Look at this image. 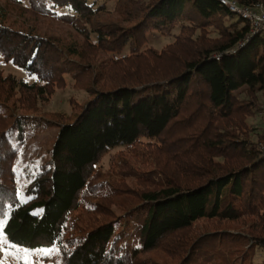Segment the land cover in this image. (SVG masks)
I'll use <instances>...</instances> for the list:
<instances>
[{
	"label": "trees",
	"instance_id": "trees-1",
	"mask_svg": "<svg viewBox=\"0 0 264 264\" xmlns=\"http://www.w3.org/2000/svg\"><path fill=\"white\" fill-rule=\"evenodd\" d=\"M27 1L0 0V57L37 78L0 71L8 240L52 245L60 264H264V132L253 140L248 119L264 99V34L219 0ZM45 20L77 37L41 33ZM154 32L173 40L158 49ZM67 75L91 96L82 110L36 112ZM52 127L22 193L19 158ZM119 147L132 149L115 168L142 185L100 181ZM133 154L148 159L145 175Z\"/></svg>",
	"mask_w": 264,
	"mask_h": 264
},
{
	"label": "rangeland",
	"instance_id": "rangeland-1",
	"mask_svg": "<svg viewBox=\"0 0 264 264\" xmlns=\"http://www.w3.org/2000/svg\"><path fill=\"white\" fill-rule=\"evenodd\" d=\"M22 1L23 5H28L27 0ZM114 6L115 2H109L107 4L108 9L110 10H113ZM16 17H18V20L20 22L25 20V16L20 17L18 12H14L13 19H15ZM236 18L240 17L237 15ZM30 24H32V22ZM38 25L41 33H45L47 35L54 34L68 40H72L77 37L75 31L65 24L54 22L52 20H45ZM172 40V37L162 36L158 32L151 33L148 36V44L158 49H161ZM0 71L3 72V74L11 73L16 77L24 78L29 82L37 80L35 76L28 75L22 68L10 62L3 61L1 57ZM90 98L91 96L88 94V92L80 87L75 86L74 80L69 75H67L66 83L63 86H57L47 99H45L44 101L40 100L39 103H37L36 112H39L41 115L60 114L67 118V120H73L75 115L82 110V106ZM248 119L251 127H254L251 132L252 139L256 141L258 140L259 133L264 132V99L261 106H259L255 110V112H253V115L248 117ZM57 132L58 128L52 127L38 134V136L30 143L28 148L25 149L21 154L17 164V181L22 193H24V190L30 180L27 176V169H29L30 167L37 168L38 165H40L48 156L49 151L51 150L52 145L56 139ZM131 149L127 147H119L113 149L103 158L98 167L102 171H104L105 174H101L102 176L100 177V181H113L123 179L128 180V182L131 183V186L142 185L136 181V177H138L137 174L135 176H128L127 178H123L124 176H122L118 171L119 168H115V165L119 160V154L129 152V150ZM144 158L145 157L141 154H133L127 157V163L131 164L135 168L134 170L136 172H139L140 175H145V173H147V165H149V163L146 162L148 161V159L145 160ZM113 208L115 209L114 205ZM80 212H82V209L77 210L76 214H79ZM0 235H2L4 240V243L0 244V264H25L22 250H29L33 253V255L30 257V259L32 260V264H60V260L58 259V249L52 245L25 246L13 243L8 240L6 234L2 229H0ZM39 249H54V251L51 253V255L35 254L36 250Z\"/></svg>",
	"mask_w": 264,
	"mask_h": 264
},
{
	"label": "built area",
	"instance_id": "built-area-1",
	"mask_svg": "<svg viewBox=\"0 0 264 264\" xmlns=\"http://www.w3.org/2000/svg\"><path fill=\"white\" fill-rule=\"evenodd\" d=\"M226 5L232 12L248 20L251 24V36L264 34V5L257 4L254 7L242 6L236 0H219Z\"/></svg>",
	"mask_w": 264,
	"mask_h": 264
},
{
	"label": "snow or ice",
	"instance_id": "snow-or-ice-1",
	"mask_svg": "<svg viewBox=\"0 0 264 264\" xmlns=\"http://www.w3.org/2000/svg\"><path fill=\"white\" fill-rule=\"evenodd\" d=\"M0 56H2V54H0ZM2 215L0 214V229H3L4 224L6 223V221L4 219H2ZM4 240L2 235H0V244H3ZM23 251V258L25 260V264H32V260L30 259V257L33 255L32 252H30L29 250H22ZM54 251V249H39L36 250L37 255H51V253ZM19 254V253H17Z\"/></svg>",
	"mask_w": 264,
	"mask_h": 264
}]
</instances>
